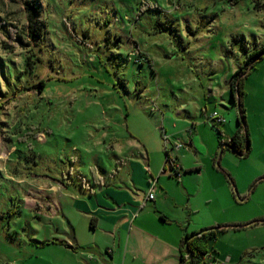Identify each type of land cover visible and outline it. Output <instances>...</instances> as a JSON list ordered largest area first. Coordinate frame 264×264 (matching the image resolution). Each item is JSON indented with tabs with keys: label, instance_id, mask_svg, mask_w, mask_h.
I'll list each match as a JSON object with an SVG mask.
<instances>
[{
	"label": "rangeland",
	"instance_id": "1",
	"mask_svg": "<svg viewBox=\"0 0 264 264\" xmlns=\"http://www.w3.org/2000/svg\"><path fill=\"white\" fill-rule=\"evenodd\" d=\"M262 49L264 0H0V264L111 259L69 174L167 173L168 149L202 167L200 230L229 226L209 256L264 264V58L245 80L250 155L210 123L238 127L232 75Z\"/></svg>",
	"mask_w": 264,
	"mask_h": 264
},
{
	"label": "crops",
	"instance_id": "2",
	"mask_svg": "<svg viewBox=\"0 0 264 264\" xmlns=\"http://www.w3.org/2000/svg\"><path fill=\"white\" fill-rule=\"evenodd\" d=\"M210 123L214 126L211 120ZM221 129L224 136L230 139L238 128L226 126ZM131 137L137 141V137ZM144 146L146 147L145 144ZM190 147H193V141ZM169 154L174 160V157L177 158L176 166L182 173L180 179L177 178V184L170 180L175 177L176 171L158 173L148 169L142 174H137V169L123 170L124 163H120L122 167L117 166L116 171L111 172L114 177L109 175L107 178L104 174L99 176L95 169L96 181L93 179V182L88 180L86 183L80 172L69 174L71 178L77 175L76 183L80 185L81 190H88L91 196L95 195L97 198L98 205L93 202L89 204L79 198L81 201L77 202V205L83 202L86 205L84 208L92 216L91 220L94 218V227L91 228L96 232L102 229L105 249L111 254V259L100 264L181 263L182 238L186 234L200 232V184L203 171L198 160L194 165H185L177 152L174 157L170 151ZM225 170V175H233L230 169ZM123 171L127 174L123 175ZM63 178L67 179L66 174H63ZM139 184L141 189L137 188ZM152 185L158 187L157 193L154 200H148ZM65 186L67 188V185ZM62 187L63 185H60V188ZM96 187L101 190L100 194H97ZM140 193L144 194V197H140ZM224 204L227 211L235 205V199L233 196L225 197ZM161 216H166V219L162 220ZM97 248L100 249L101 245ZM212 258L215 259L207 257L209 264L221 263ZM228 259L229 263L233 260L231 257Z\"/></svg>",
	"mask_w": 264,
	"mask_h": 264
},
{
	"label": "trees",
	"instance_id": "3",
	"mask_svg": "<svg viewBox=\"0 0 264 264\" xmlns=\"http://www.w3.org/2000/svg\"><path fill=\"white\" fill-rule=\"evenodd\" d=\"M232 5H236L240 0H229ZM144 56L143 54H140ZM264 58V49L252 52L245 60L243 64L232 75L231 91L235 105L240 107V116L238 117V129L234 132L230 139H226L225 142L220 141V146L230 149L239 158H246L251 153V141L248 130V117L243 102L245 96V80L250 77L252 70L258 61ZM144 60H147L145 58ZM41 89L45 87L44 82L41 83ZM220 137L224 136L223 131L214 125ZM223 148V149H225ZM167 158L163 168V171H167L168 167L175 171L176 161L170 156L169 150H166ZM176 176V173H174ZM180 179V178H178ZM162 220L166 219V216H161ZM94 218L91 220V227H94ZM229 226H217L211 229H203L200 232H193L186 234L181 240V263L180 264H209L207 257L209 255L214 256L211 242L217 240L218 236L227 231ZM222 264V263H216Z\"/></svg>",
	"mask_w": 264,
	"mask_h": 264
},
{
	"label": "built area",
	"instance_id": "4",
	"mask_svg": "<svg viewBox=\"0 0 264 264\" xmlns=\"http://www.w3.org/2000/svg\"><path fill=\"white\" fill-rule=\"evenodd\" d=\"M210 120L214 125H218V126L227 123L226 118L223 115H220L218 112H214L213 115L211 116ZM178 147H181V145ZM178 169H179V167L175 166L176 176L178 178H180L182 173L179 172ZM155 189H156V185H152L150 187V191H149L148 196H147L148 200H154L155 199ZM209 258H211V256H209ZM210 264H214V263H210Z\"/></svg>",
	"mask_w": 264,
	"mask_h": 264
},
{
	"label": "water",
	"instance_id": "5",
	"mask_svg": "<svg viewBox=\"0 0 264 264\" xmlns=\"http://www.w3.org/2000/svg\"><path fill=\"white\" fill-rule=\"evenodd\" d=\"M65 236L67 237V239L69 241H71L72 244H76L77 243V240L75 238V235H74V231L73 230H71L70 233L69 234H66Z\"/></svg>",
	"mask_w": 264,
	"mask_h": 264
}]
</instances>
